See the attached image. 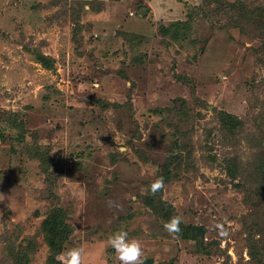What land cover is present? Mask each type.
<instances>
[{
	"label": "rangeland",
	"instance_id": "rangeland-1",
	"mask_svg": "<svg viewBox=\"0 0 264 264\" xmlns=\"http://www.w3.org/2000/svg\"><path fill=\"white\" fill-rule=\"evenodd\" d=\"M0 195V264H264V0H0Z\"/></svg>",
	"mask_w": 264,
	"mask_h": 264
},
{
	"label": "clouds",
	"instance_id": "clouds-1",
	"mask_svg": "<svg viewBox=\"0 0 264 264\" xmlns=\"http://www.w3.org/2000/svg\"><path fill=\"white\" fill-rule=\"evenodd\" d=\"M88 6L85 5V10ZM164 186L163 177L157 178L150 185V191L155 194ZM0 197H3L0 195ZM181 218L173 216L168 221L164 222L163 227L169 233L180 232ZM222 235H227L226 231L221 232ZM108 243L114 250L120 264H142L143 249L139 240L129 236L128 232L124 229H116L108 236ZM81 249L69 248L63 253L64 264H81Z\"/></svg>",
	"mask_w": 264,
	"mask_h": 264
}]
</instances>
